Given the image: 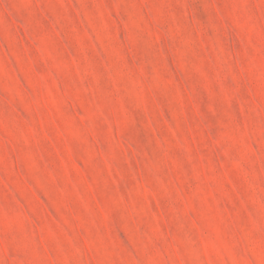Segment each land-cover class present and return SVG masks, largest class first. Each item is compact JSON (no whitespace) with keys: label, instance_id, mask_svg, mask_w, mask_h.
I'll list each match as a JSON object with an SVG mask.
<instances>
[{"label":"rangeland","instance_id":"obj_1","mask_svg":"<svg viewBox=\"0 0 264 264\" xmlns=\"http://www.w3.org/2000/svg\"><path fill=\"white\" fill-rule=\"evenodd\" d=\"M0 264H264V0H0Z\"/></svg>","mask_w":264,"mask_h":264}]
</instances>
